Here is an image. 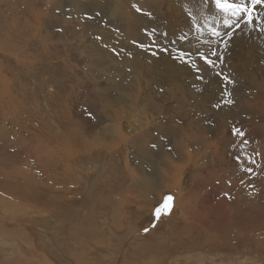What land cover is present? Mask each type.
I'll return each mask as SVG.
<instances>
[{
	"label": "rangeland",
	"instance_id": "374dc122",
	"mask_svg": "<svg viewBox=\"0 0 264 264\" xmlns=\"http://www.w3.org/2000/svg\"><path fill=\"white\" fill-rule=\"evenodd\" d=\"M255 15L213 0H0V264H264L263 4ZM175 72L178 106L163 96ZM159 75L152 108L127 97ZM184 124L196 142L179 157Z\"/></svg>",
	"mask_w": 264,
	"mask_h": 264
},
{
	"label": "bare ground",
	"instance_id": "6f19581e",
	"mask_svg": "<svg viewBox=\"0 0 264 264\" xmlns=\"http://www.w3.org/2000/svg\"><path fill=\"white\" fill-rule=\"evenodd\" d=\"M77 1V0H76ZM83 2H85V0H83ZM88 2V1H87ZM264 5V4H263ZM114 7V6H113ZM170 7V6H169ZM44 8V7H43ZM113 9V8H112ZM170 9V8H169ZM259 10V9H258ZM45 11V10H44ZM113 11H115V9L113 10ZM262 11V10H261ZM43 12V11H42ZM124 15V14H123ZM111 17V16H110ZM126 17V16H125ZM127 18V17H126ZM129 18V17H128ZM130 19V18H129ZM225 21V20H224ZM237 21V20H236ZM79 22V21H78ZM238 22V21H237ZM82 23V22H81ZM247 25V24H246ZM259 27V26H258ZM234 28V27H233ZM247 27H245V29H246ZM250 28H253V25H252V27H250ZM90 29V28H89ZM242 29V28H241ZM257 29V28H256ZM247 30V29H246ZM254 30H255V28H254ZM246 36H248V37H252L253 35H251V34H246ZM101 39V38H100ZM235 39H237V37H235L233 40H235ZM7 40V39H6ZM50 40V39H49ZM9 42V41H8ZM97 42V41H96ZM19 43V42H18ZM249 43V41H246L245 42V44H244V46L246 47V44H248ZM12 45V44H11ZM88 50V49H87ZM99 49L98 48H94L93 49V54H92V59H94V61L96 60V63H97V60L99 59V54L98 53H96L97 51H98ZM7 51V50H6ZM9 51V50H8ZM153 52V51H152ZM131 53V52H130ZM146 53V52H145ZM35 55V54H34ZM145 55V54H144ZM238 56H239V54H238ZM150 57V56H149ZM259 58V57H258ZM260 59V58H259ZM93 61V62H94ZM146 62V61H145ZM95 64V63H94ZM139 64V63H138ZM142 64V63H141ZM162 64V63H161ZM243 62L242 61H240V63H239V67H241V71L240 72H242L243 71V69H244V67H243ZM125 66V65H124ZM123 66V67H124ZM132 66V65H131ZM161 66V65H160ZM165 67V66H164ZM131 68V67H130ZM132 70V69H131ZM147 70V69H146ZM161 70V69H160ZM133 71V70H132ZM136 71V70H135ZM139 71V70H138ZM162 72H165V73H168V69H167V67H165V68H163V70H162ZM108 73V72H107ZM135 73V72H134ZM98 74V73H97ZM99 74H100V72H99ZM104 73H102V71H101V76L103 75ZM130 74V73H129ZM132 74V73H131ZM94 75V74H93ZM109 75V74H108ZM135 75V74H134ZM175 77L173 78L174 79V81H173V83H172V94H166V93H163V96L164 97H166V98H170V100H175V104L178 106L180 103H183V102H186L187 101V97H181V98H179V96H177V94L178 93H185L186 91H187V88H186V86L184 85V83H182V81H181V77L182 76H180L181 74H180V72H175V74H173ZM118 76V75H117ZM125 76V75H124ZM239 76H241L242 77V75L240 74ZM243 76H246V75H243ZM76 77V76H75ZM96 77V76H95ZM103 77V76H102ZM148 77V76H147ZM158 77V79H155V84H154V88L156 89V92L155 91H147V92H145L144 90L143 91H137V92H135V91H126L125 93H126V95H128L127 97H129L130 99H133V98H140V100H141V103L142 104H144L145 106H147V107H153L155 104H156V102H159L160 101V97L158 96V94L159 93H157V89L161 86V85H163L164 83L166 84L167 83V80H166V78H168V76H162V75H159V76H157ZM126 78V77H125ZM135 78V77H134ZM137 78V77H136ZM243 78V77H242ZM245 78V77H244ZM120 79V78H119ZM138 79V78H137ZM96 80H97V78H96ZM122 81H124L123 80V78H121L120 80H119V82L121 83ZM128 82H129V80H127ZM139 81V80H138ZM130 82H131V80H130ZM129 82V83H130ZM134 84V83H133ZM122 86H120V85H117L116 84V94L117 95H121L122 96V98H123V93L124 92H120V88L119 87H121L122 89H123V85H126V87H125V89H127V88H129V89H132L133 88V86H132V84L131 85H127V84H121ZM142 85V84H141ZM97 86V85H96ZM210 86H212V85H205V88H206V91L207 92H210L211 93V95L212 96H215V92L214 91H211L209 88H210ZM107 87L108 88H111V85H107ZM136 87V86H135ZM139 88V87H138ZM203 88V87H202ZM134 89V88H133ZM239 90H241V88H239ZM238 90V91H239ZM216 91V90H215ZM236 91V90H235ZM234 91V92H235ZM238 95V94H237ZM121 96H120V98H121ZM182 96H185V94H182ZM235 97V96H234ZM119 98V99H120ZM121 98V99H122ZM217 99V98H216ZM216 99H214V100H216ZM126 101V100H125ZM118 102V101H117ZM120 103V102H119ZM132 103V102H131ZM164 104V103H163ZM133 105L134 104H132V107H133ZM205 105V103H202V107ZM16 106V105H15ZM135 106V105H134ZM136 107V106H135ZM147 107H146V109H147ZM145 108V107H144ZM136 110V109H135ZM144 110V109H143ZM142 110V111H143ZM152 110V109H151ZM138 111V110H137ZM147 111V110H146ZM149 111V110H148ZM143 112H145V111H143ZM151 112V111H150ZM9 113V112H8ZM15 115V114H14ZM152 115V114H151ZM9 117V116H8ZM117 118V117H116ZM116 118H112L113 120H115ZM111 120V119H110ZM117 120H118V118H117ZM113 122H115V121H113ZM116 122H118V121H116ZM115 122V123H116ZM63 123H64V121H63ZM115 123H113V124H115ZM120 123V120H119V122H118V124ZM111 124H112V122H111ZM117 124V125H118ZM64 125H65V123H64ZM142 126V125H141ZM11 127V126H10ZM14 127V126H13ZM128 127V126H127ZM126 127V129L128 130L129 128H127ZM132 127V126H131ZM139 127V126H138ZM151 127H154V124H152L151 125ZM162 127L163 126H156V128L158 129V130H161L162 129ZM192 126H191V124H184V125H176L175 126V133L178 135V142L177 141H174L173 142V144H172V146H171V149H175V152H176V154H177V156H179V157H182V156H184V154H187V148H188V145H187V143L188 144H190V145H193L195 142H196V136H195V134H194V131H192V128H191ZM117 128H121V129H119V132L120 131H122V129H123V127H120L119 125L117 126ZM132 128H134V127H132ZM140 128V127H139ZM19 129V128H18ZM66 129H68V128H66ZM135 129H136V127H135ZM141 129V128H140ZM131 130V129H130ZM115 132V131H114ZM113 132V133H114ZM129 132V131H128ZM145 132V131H144ZM143 132V133H144ZM181 132H184V133H188V135L187 136H183V135H181L180 133ZM138 133V132H137ZM13 134V133H12ZM69 134V133H68ZM110 134V133H109ZM140 134V133H139ZM145 134V133H144ZM110 135H113L112 134V132H111V134ZM6 136V135H5ZM80 136V135H79ZM78 136V137H79ZM103 136V135H102ZM101 136V137H102ZM109 136V135H108ZM142 136V135H141ZM140 136V137H141ZM146 135H144V137H145ZM1 137V136H0ZM16 137V136H15ZM66 137H67V135H66ZM73 137H75V136H73ZM111 137V136H110ZM125 137V136H124ZM3 138V137H2ZM93 138V137H92ZM96 138V137H95ZM99 138V137H98ZM102 138H104V137H102ZM105 138H106V136H105ZM97 139V138H96ZM123 141L125 140V141H128V138H121ZM177 139V138H176ZM6 140V139H5ZM10 140V139H9ZM71 140H75V139H72L71 138ZM88 140V139H87ZM90 140V139H89ZM21 141V140H20ZM99 141H100V139H99ZM143 141H145V139L143 140ZM19 142V141H18ZM81 142H83V141H81ZM94 142V141H93ZM102 142V141H101ZM100 142V143H101ZM104 142V141H103ZM102 142V143H103ZM142 142V141H141ZM67 143V141L65 142V144ZM70 143H71V141H70ZM87 143V142H86ZM92 142L90 141V147H92L93 145L92 144H96V143H98V144H100L99 142H94V143H92ZM105 143V142H104ZM107 143V142H106ZM1 144V143H0ZM139 144V143H138ZM17 145V144H16ZM19 145H20V143H19ZM101 145V144H100ZM104 147H107L108 145H110V144H108L107 143V145L106 144H102ZM112 145V144H111ZM110 145V146H111ZM78 145L76 144V147H77ZM136 146V145H135ZM70 147V146H69ZM68 147V145L65 147V148H69ZM170 149V150H171ZM12 150V149H11ZM80 150V149H79ZM10 151V150H9ZM81 151V150H80ZM33 152V151H32ZM68 152V151H67ZM28 153V152H27ZM43 153V152H42ZM22 154V153H21ZM32 154V153H31ZM33 154H34V152H33ZM44 154V153H43ZM46 154V153H45ZM47 154H49V153H47ZM69 154V153H68ZM147 154H149L148 152H147ZM151 155V154H150ZM38 156V155H37ZM26 157V156H25ZM30 157V156H29ZM33 157V156H32ZM39 157V156H38ZM147 157V156H146ZM18 158H20V157H18ZM28 158V157H27ZM34 158H35V156H34ZM49 158V157H48ZM39 159V158H38ZM37 159V160H38ZM44 159V158H43ZM180 159H185L184 157L183 158H180ZM37 160H35V161H37ZM51 159H49V161H50ZM32 161V160H31ZM46 161H48V160H46ZM55 161V160H54ZM40 162V161H39ZM26 163H27V161H26ZM33 163H31V165H32ZM36 164H38V162H36ZM40 165H42L41 163H39ZM49 164V163H48ZM50 164H52V163H50ZM49 164V165H50ZM61 164V163H60ZM30 164H29V166H31ZM3 166V165H2ZM26 166V165H25ZM28 166V165H27ZM33 166V165H32ZM1 167V166H0ZM23 167V166H22ZM42 167V166H41ZM52 167V166H51ZM85 167V166H84ZM32 168V167H31ZM34 169H36L35 167H33ZM39 168V167H38ZM37 168V169H38ZM68 168V167H67ZM66 168V169H67ZM0 169H2V168H0ZM26 169V168H25ZM36 169V170H37ZM47 169H48V166H47ZM50 169V168H49ZM55 170H57L56 168H54ZM70 169V168H69ZM146 169H148L147 171H151V167H150V165H148V167L146 168ZM35 170V171H36ZM98 170V169H97ZM101 170H102V168H101ZM1 171V170H0ZM41 171V170H40ZM68 171V170H67ZM70 172L72 171L71 169L69 170ZM87 171H89L88 169H87ZM48 172V171H47ZM83 173H85L84 171H82ZM48 173H50V172H48ZM57 173V172H56ZM55 173V174H56ZM82 173V174H83ZM90 174V173H89ZM101 174V173H100ZM112 174V173H111ZM27 175V174H26ZM33 175V174H32ZM87 175V174H86ZM85 175V176H86ZM91 175V174H90ZM110 175V174H109ZM21 176H23V175H21ZM39 176V175H38ZM41 176V175H40ZM48 176V175H47ZM56 176V175H55ZM84 176V175H83ZM66 177V176H65ZM72 177V176H71ZM31 178H33V177H31ZM49 178V177H48ZM58 178H60V177H58ZM70 178V177H69ZM85 178V177H84ZM2 179V178H1ZM45 179H47L46 177H45ZM61 179V178H60ZM86 179V178H85ZM84 179V180H85ZM93 179V178H92ZM95 179V178H94ZM9 180V179H8ZM11 180V179H10ZM37 180V179H36ZM56 180V179H55ZM54 181V180H53ZM59 181H61V180H59ZM63 181H65V179L63 180ZM67 182H69V180L67 181ZM89 182V181H88ZM147 182V181H146ZM49 183V182H48ZM60 183V182H59ZM72 183L73 182H71V185H72ZM94 183V182H93ZM63 184H64V182H63ZM58 185V184H57ZM143 185H145V183L143 184ZM36 186V185H35ZM90 186H92L91 185V183H90ZM95 186V185H94ZM138 186V185H137ZM147 186H148V184H147ZM146 186V187H147ZM71 187V186H70ZM170 187H173L172 186V184L170 185ZM52 188V187H51ZM59 188V187H58ZM121 188V187H120ZM142 188V187H141ZM46 189H50V188H46ZM53 189V188H52ZM66 189V188H65ZM64 189V190H65ZM68 189V188H67ZM88 189H89V187H88ZM105 189V191L106 190H108L107 188H105V187H103L102 188V186H99L98 188H97V192L98 193H101L102 192V190H104ZM143 189V188H142ZM146 189V188H145ZM43 190V189H42ZM58 190V189H57ZM135 190V189H134ZM59 191V190H58ZM57 192V191H56ZM65 192H66V190H65ZM69 192H71V188L70 189H68L67 190V193H69ZM135 192V191H134ZM137 192V191H136ZM143 192V191H142ZM96 193V192H95ZM117 194H119V193H115V195H117ZM51 195V194H50ZM50 195H48V197L50 196ZM100 195V194H99ZM115 195H114V197H115ZM3 196V195H2ZM51 196H53V195H51ZM63 196V195H62ZM94 196V195H93ZM98 196V195H97ZM136 196V198H138L139 197V195H135ZM1 197V196H0ZM56 197H57V195H56ZM61 197V196H60ZM101 197V196H100ZM100 197H97V198H99V200H100ZM106 197V196H105ZM141 197V196H140ZM61 198H64V197H61ZM65 198H66V196H65ZM1 199V198H0ZM5 199V198H4ZM54 199V198H53ZM58 199V198H57ZM67 199V198H66ZM68 199H69V197H68ZM110 199V198H109ZM108 199V200H109ZM99 200H98V202H99ZM102 200H105L104 199V197H103V199H101V201ZM111 200V199H110ZM109 200V201H110ZM5 201V200H4ZM26 201V200H25ZM54 201H55V199H54ZM60 201H62V200H60ZM65 201H67V200H65ZM107 200H105L103 203H105ZM3 202V201H2ZM24 202V201H23ZM97 202V201H96ZM95 201H94V203H96ZM101 202V203H102ZM108 202V201H107ZM106 202V203H107ZM120 202V201H119ZM1 203V202H0ZM14 203V202H13ZM19 203V202H18ZM54 203V202H53ZM55 203H57V202H55ZM123 203V202H122ZM4 204V203H3ZM3 204H0V205H2V206H0V208L2 207V208H4V206H3ZM11 204V203H10ZM101 205V204H100ZM118 206H119V204H117ZM18 206V205H17ZM17 206H15V207H17ZM62 206V205H61ZM60 206V207H61ZM94 206H96V205H94ZM98 206V205H97ZM118 206L116 207V206H114V205H110V212H115V214H116V216H114V217H112V221H113V223H121V222H119V220H118V214H119V211H118ZM10 207V206H9ZM59 207V208H60ZM65 207V206H64ZM7 207H5V209H6ZM102 208V207H101ZM120 208V207H119ZM10 209V208H9ZM27 209V208H26ZM33 209V208H32ZM63 209V208H62ZM122 209V208H121ZM1 210V209H0ZM60 210V209H59ZM124 210V209H123ZM36 211H38V210H36ZM44 212V211H43ZM86 213V212H85ZM22 214V213H21ZM44 214V213H43ZM2 215H3V213H2ZM49 215V214H48ZM73 215V214H72ZM114 215V214H113ZM46 216H44V217H42V218H45ZM73 217V216H72ZM68 218V217H67ZM120 218V217H119ZM26 219V218H25ZM42 220V219H41ZM69 220H71V219H68V221ZM67 221V222H68ZM120 221H121V219H120ZM23 222V221H22ZM22 225V224H21ZM59 225V224H58ZM117 225H119V224H117ZM57 226V225H56ZM71 226V225H70ZM106 227H108V225L106 226ZM133 227H135V226H133ZM63 228V227H62ZM86 228V227H85ZM110 228V227H109ZM69 229H70V227H69ZM81 229V228H80ZM84 229V228H83ZM86 230V229H85ZM95 230V229H94ZM93 230V231H94ZM48 231V230H47ZM75 231L77 232V230L75 229ZM70 232V231H69ZM133 232V231H132ZM160 232V231H159ZM1 233H3V232H1ZM6 233V232H5ZM53 232H51V234H52ZM71 233V232H70ZM73 233H75V232H73ZM106 233V232H105ZM161 233V232H160ZM50 234V235H51ZM107 234V233H106ZM127 234H130V233H127ZM8 235V234H7ZM21 235V234H20ZM53 235V234H52ZM67 235V234H66ZM131 235V234H130ZM127 236V235H126ZM126 236H125V239H126V241L128 242V240H127V238H126ZM47 237V236H46ZM61 237V236H60ZM113 237V236H112ZM120 237V236H119ZM130 237V236H129ZM128 237V238H129ZM77 238H78V235H77ZM124 238V237H123ZM7 239V238H6ZM79 239V238H78ZM140 239V238H139ZM4 240V239H3ZM50 242H51V240H49ZM123 241V240H122ZM120 242H121V240H120ZM127 242H125L124 241V243H126L127 244ZM120 244V243H119ZM122 245H123V243H121ZM135 244V243H134ZM140 244V243H139ZM138 244V245H139ZM64 245V244H63ZM54 246V245H53ZM127 246V245H126ZM136 247V246H135ZM261 247V246H260ZM177 248H178V246H177ZM175 249V250H178V249H180V248H178V249ZM134 248H132V250H133ZM20 250V249H19ZM125 251V250H124ZM136 251V250H135ZM184 251V250H183ZM24 252H25V250H24ZM122 252H123V250H122ZM194 252V251H193ZM7 253V252H6ZM18 253V252H17ZM33 253V252H32ZM132 253V252H131ZM131 253H130V255H131ZM175 253H177V252H175ZM183 253V252H182ZM243 253V252H242ZM70 254V253H69ZM128 254V253H127ZM178 254V253H177ZM71 255V254H70ZM176 255V254H175ZM179 255V254H178ZM255 255V254H254ZM18 256H20V260H21V258H23L24 256H26V254L25 253H18ZM73 256V255H72ZM4 257H7V256H5L4 255ZM9 257V256H8ZM46 257L47 256H45V261H46ZM118 257V256H117ZM122 257V256H121ZM185 257V256H184ZM29 258V257H28ZM120 258V257H119ZM187 258V257H186ZM185 258V259H186ZM121 259V258H120ZM179 259V258H178ZM188 259V258H187ZM7 259L5 258L4 259V261H6ZM50 261V260H49ZM48 261V262H49ZM78 261V260H77ZM183 261V260H182ZM186 261V260H185ZM187 261H189V260H187ZM19 262V261H18ZM25 262V261H24ZM28 262H30V261H28ZM47 262V263H48ZM45 264H47L46 262H44ZM79 263H81V262H79ZM16 264V263H15ZM42 264V263H41ZM83 264V263H82ZM194 264V263H193Z\"/></svg>",
	"mask_w": 264,
	"mask_h": 264
},
{
	"label": "snow or ice",
	"instance_id": "6c2138e0",
	"mask_svg": "<svg viewBox=\"0 0 264 264\" xmlns=\"http://www.w3.org/2000/svg\"><path fill=\"white\" fill-rule=\"evenodd\" d=\"M214 6L220 12L231 15L232 17H241L243 14V20L245 23L251 25L254 21L259 22L258 18L255 15L256 6L264 4V0H213ZM139 11V9H137ZM230 21H225L227 26ZM239 27V24L236 25ZM214 35H219L218 32L213 29ZM209 63H211L209 61ZM227 103H232L231 100H228ZM172 197L166 195L163 203L155 209L154 214L159 216L161 212H167V209L170 207V201ZM147 231V229H145Z\"/></svg>",
	"mask_w": 264,
	"mask_h": 264
}]
</instances>
